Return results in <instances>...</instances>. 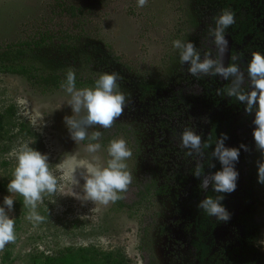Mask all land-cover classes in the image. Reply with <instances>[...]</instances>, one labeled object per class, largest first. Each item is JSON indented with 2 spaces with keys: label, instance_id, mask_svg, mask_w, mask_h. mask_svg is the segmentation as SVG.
Wrapping results in <instances>:
<instances>
[{
  "label": "rangeland",
  "instance_id": "1",
  "mask_svg": "<svg viewBox=\"0 0 264 264\" xmlns=\"http://www.w3.org/2000/svg\"><path fill=\"white\" fill-rule=\"evenodd\" d=\"M200 1L147 0L140 8L136 0H0L1 46L30 40L46 30L56 33L67 27L74 29L73 24L77 21L63 13V8L70 5L83 8V13L78 16L82 23L77 31L85 32L86 39L80 40L82 50L76 58L88 57L89 63L84 65L82 74L87 79H97L104 72L118 74V85L127 98V106L112 126L122 124L123 120L125 127L132 130L128 134L142 142L138 150L144 149V157L137 162L133 156V142L128 141V136L121 134L115 138L124 139L132 152L126 161L132 176L131 183L123 192L126 208L117 211L115 202L104 204L85 199L84 164L105 166L110 159L108 144L95 153H89L86 145L71 138L64 118L80 119L84 113L76 115L72 112L68 103L70 95L62 87L41 91L23 77L0 75V114L4 116L7 132L0 140V181L9 183L16 165V152L22 144H28L48 155V163L55 171L60 188L54 195L42 194L36 209L43 218L39 223L26 218L29 210L23 206V200L19 201V194H10L7 190L0 193V203L8 195L14 199L13 209L6 211L15 220L16 236L13 242L0 248V264H27L32 255L51 256L67 248H94L98 252L112 253L114 257L118 254L128 264H181L188 261L191 251L187 245L178 244L175 249L177 263L167 256L171 250L166 246L167 240L174 238L166 234L170 231L177 234L172 229L176 222L175 188L172 185L168 186L164 197L145 201L132 210L128 207L140 200L137 192L152 180L153 172L156 173L154 162L158 154L153 156L154 151H151L154 128L152 125L144 127L143 120L140 121L135 113L137 94L135 96L130 88L119 83L118 68L129 67L136 76L150 83L158 82L166 90L170 78L186 69L179 88L184 97L193 95L195 102L180 106L183 118L173 121L176 136L166 151L173 154V162L184 161L181 158L184 154L187 168L195 167L201 162L200 151H192L188 155L189 150L180 147V133L189 128L200 135L202 142L207 119L197 103L200 86L195 77L210 78L211 74L192 76L188 72V63H180L179 50L172 47V41L188 42L189 38H197L201 58L208 55L216 59L218 48L209 35L214 27V17L209 12V3ZM77 31L73 30L74 34H78ZM250 58L251 55L237 61L242 72ZM105 62L111 66L105 68L108 70L100 69ZM79 65L78 61L73 71ZM138 77L135 79L139 80ZM102 130L105 129L98 125L86 129L89 135ZM237 135L235 130L232 143L230 141L227 147L233 145ZM245 142L238 140L237 143ZM203 177L211 180L209 171ZM259 216L264 223V211ZM146 228L148 231L144 232ZM261 239L264 251V228ZM6 253H9L8 259H5Z\"/></svg>",
  "mask_w": 264,
  "mask_h": 264
},
{
  "label": "trees",
  "instance_id": "2",
  "mask_svg": "<svg viewBox=\"0 0 264 264\" xmlns=\"http://www.w3.org/2000/svg\"><path fill=\"white\" fill-rule=\"evenodd\" d=\"M205 1V0H204ZM218 8V14L222 10H228L234 14L235 23L229 27L227 33L233 35L236 45L243 46L242 50L234 47L232 56L236 57L237 61L245 58V54L249 55L253 52H264V0H208ZM83 8L80 6L70 5L63 8V13L69 14L71 18L76 20L73 24L74 29L66 28L59 30L56 33L46 30L40 32L37 36L30 40H24L9 45H0V75H14L25 78L34 88L41 91H54L61 87L65 80L66 73L73 68L79 61L81 64L75 71V85L77 87L92 86L95 82L92 78H86L83 81L80 76L84 70V65L89 63L88 57L76 58L77 54L81 53L82 48L79 46L80 40L86 39L85 32L77 31L80 28L82 21L78 17ZM89 10V9H88ZM78 18V19H76ZM76 28V29H75ZM77 31L78 34H74ZM250 43H246L247 40ZM245 43L247 45H245ZM254 43V45H253ZM197 50V43H193ZM80 47V48H79ZM91 48V47H89ZM86 50V49H85ZM198 51V50H197ZM96 53V52H94ZM232 62V61H231ZM102 67V66H101ZM105 69V68H104ZM216 76L211 75L210 80L206 83L209 92L211 87L215 84ZM225 85L221 90L224 96L226 88ZM146 93V92H145ZM144 93V94H145ZM216 91H211L210 94H205L203 100L210 106L209 111L214 114L211 120L210 138L204 142V150L206 151V158L204 160L205 168H208L209 174L220 170L221 165L219 161L213 156L215 144L217 139L226 135L227 139L224 141L225 146L232 143V134H238L231 147L239 149V159L235 163V169L239 173L237 178L236 189L232 193H215L212 188L206 197H216L222 195L223 205L230 213V219L227 222H218L215 217H209L200 210L197 205L199 202H192L190 211L187 213L186 204L179 206L182 210V217L177 220L175 227L178 228V233L189 235L191 231L195 232V239H193L194 248L201 252L199 264H264V251L260 244L261 237L259 236L262 224L261 218L258 215L257 202L254 205L255 198L258 200L264 191V185L257 182V168L256 162L259 155L250 150L254 146L252 131L255 127L252 123V116H243V121L234 122L235 127L232 126V120L222 125L224 119H221V113L224 116H229L236 107L243 110V105L236 101L233 97H229V106L231 104L236 107L223 109L219 104V99ZM157 111L158 108H155ZM128 111L130 112L131 109ZM137 109L135 113H137ZM117 124V123H116ZM123 124H117L111 127H116V132H111V127L105 129L100 136L99 143L105 146L120 132ZM248 125L249 127H246ZM4 125V116L0 114V140H2L6 132ZM118 128V129H117ZM124 128V127H123ZM125 129V128H124ZM111 132V133H110ZM238 140H246L245 145L247 151L240 148L242 143H237ZM88 144L89 141L85 139L82 141ZM207 145V147H205ZM181 182V181H180ZM166 186L164 187V189ZM154 185L148 186L140 195H150ZM7 190V183L0 181V193H5ZM158 193V192H157ZM121 199H118L120 208H126L127 205L122 202L124 194H120ZM144 196V197H147ZM205 197V198H206ZM204 198V199H205ZM23 200L20 196L19 201ZM140 200L135 205L128 206L130 210L135 209ZM259 206V205H258ZM257 210V211H256ZM179 214V213H178ZM182 228H180V226ZM253 233V234H252ZM233 237V240H232ZM219 246V250L212 253V246ZM257 247V248H255ZM9 258V253H6L5 259ZM27 264H128L121 255L113 256L112 253L98 252L94 248H67L60 251L58 254L51 256H37L32 255Z\"/></svg>",
  "mask_w": 264,
  "mask_h": 264
},
{
  "label": "clouds",
  "instance_id": "3",
  "mask_svg": "<svg viewBox=\"0 0 264 264\" xmlns=\"http://www.w3.org/2000/svg\"><path fill=\"white\" fill-rule=\"evenodd\" d=\"M137 7H144L147 0H136ZM214 27L210 29L213 43L224 53L228 50L226 32L235 23L234 14L228 10H222L213 20ZM172 47L179 50V61L181 64L187 62L188 72L192 76L200 74L220 76L229 80L230 85L226 88V94L233 97L243 105V110L253 117L254 128L252 137L256 150L260 153V159L256 162L257 182L264 185V52H253L242 72L236 57L231 56L227 66L222 60L212 59L208 55L201 58L200 53L190 41L180 39L172 41ZM245 72L247 83L245 84ZM75 73L69 70L61 87L70 95L71 110L74 114L84 115L80 119L65 117L71 138L76 141L87 139L89 143L86 150L95 153L101 148L98 142L101 136L99 131H94L89 136L86 129L98 125L101 128H110L123 113L127 106V98L118 85V74L115 72L101 73L91 87L77 89L75 85ZM226 135L217 139L213 156L219 161L221 168L211 175V187L215 193H232L237 186L239 173L235 169V163L239 159V149L226 147L224 141ZM180 147L188 149V155L192 151H199L201 148V137L189 128L180 133ZM207 147V145H205ZM247 151L245 145H240ZM107 154L110 159L105 166H97L93 163H86L83 176L84 198L95 202L107 204L121 199V193L125 192L132 181L126 161L132 156L131 150L127 147L124 139H113L107 146ZM16 165L12 171L11 179L7 184V191L10 194H19L23 197V206L27 208L29 221L39 223L42 217L36 211L42 194L54 195L60 188L55 171L50 168L47 154L22 144L16 152ZM62 171V170H61ZM200 176L199 168L194 173ZM202 188L209 187V180L202 181ZM222 195L208 196L201 200L197 207L209 217H215L218 222H227L230 213L223 205ZM14 199L12 195L5 196L0 203V248L13 242L16 239L14 225L15 220L8 215L13 209ZM8 210V211H6Z\"/></svg>",
  "mask_w": 264,
  "mask_h": 264
},
{
  "label": "flooded vegetation",
  "instance_id": "4",
  "mask_svg": "<svg viewBox=\"0 0 264 264\" xmlns=\"http://www.w3.org/2000/svg\"><path fill=\"white\" fill-rule=\"evenodd\" d=\"M204 3L206 2L209 3L208 0H201ZM201 1L199 3H201ZM209 7V12L213 15V17H216L218 15V8L215 7V5L213 3H209V5H207ZM210 33V32H209ZM206 35V34H205ZM210 35V34H209ZM225 35H230L232 38V50H231V56H232V52L234 47L237 48L238 50H242L243 46H237L235 43V40L233 39V35H231L230 33H227ZM189 41L192 43H197V50L200 53L199 50V40L197 38H189ZM250 39L246 41V43H250ZM245 43V45H247ZM254 45V43H253ZM201 55V53H200ZM251 54L247 55L245 54V57L250 56ZM216 59H219V49L217 50V54H215ZM231 62V60H230ZM109 63L105 62L104 64H102L100 66V69L102 70H108V69H104L108 66ZM80 66V65H79ZM77 66V67H79ZM173 71V70H172ZM118 72H120V78H119V83L124 85L127 89L130 88L131 92L135 93V96L137 94V98L135 100H138V103L136 104V109L137 111V115L141 120H143V126L146 127L147 125H152L154 128V134H155V138H154V144L153 147L151 148V151H154V153L152 154L153 156L157 155V159H156V163L155 164V172H153V176L151 173V181L148 182L146 185H144L143 187H141V191L140 192H144V189L148 186L154 185V189L152 190V193L150 195H140V192H137V196L140 198V202H151L152 199H157L160 197H164L166 195L167 192V188L168 186H171L175 188V197H174V205H175V217L176 220H180L182 217V212L183 209L180 210L179 206L182 208V206L184 204H186V212L188 213L190 211V206L191 203L194 202H199L201 200H203L206 197V193H208L210 191L211 187V180H209V187L207 189L202 188L200 185L202 183V181L204 180V174L205 172L208 171V168H205V163L204 160L206 158V151L204 150V142L206 140H208V138H210V127H211V120H213V116L216 112L211 113L209 111L210 106L207 105L205 103V100H203V97L205 96V94H210L211 91H216V94L218 96L217 99H219V104L223 109L226 108H234L236 107V105L231 104V106H229V97L224 96L222 94V89L224 88V86L227 84L230 85V81L229 80H223L222 77L220 76H216L215 78V84H213V86L211 87L210 85V89L209 92L207 90V87H209L208 85L205 87L206 83L210 80L209 77L206 78H201L200 77H195V81L199 84L200 86V95H196L199 98L197 99V103L199 104V106L201 107V109L204 112V115L206 116L207 119V126L204 132V136L201 142V148L199 149L200 151V156H201V162H199L197 165H195V167H191L190 169L187 168L186 162H187V157L185 156L184 158V154L181 156V158L184 160L180 163H175L173 162V154L170 152L168 153L166 151V148H168L169 150V144L173 141V138L176 136L175 134V126L173 121H177V120H181V118H183V115L181 114V110H180V106L181 105H190L191 103H194L195 100L192 99L193 95L189 96V97H184L183 96V92L181 91L180 87V80L183 79V75H185L186 69L183 72L180 73H175L174 76H172L168 82L169 84V88L168 90H166L165 88H163L161 86L160 83L156 82V83H150L147 82L146 79L142 78V77H138L135 74H133V70L129 67L126 68H122L119 67L118 68ZM171 72V71H170ZM80 76L83 78L82 80L85 81L82 72L80 74ZM136 77L140 78L135 79ZM87 80V79H86ZM96 80V79H94ZM89 86V85H86ZM77 87V86H76ZM84 87V86H82ZM91 87V86H89ZM77 88H81V87H77ZM125 89V88H124ZM126 90V89H125ZM127 91V90H126ZM127 91V92H130ZM146 92V93H145ZM145 93V94H144ZM196 103V104H197ZM155 108H158L159 110L157 111ZM221 115V119H224L225 121L222 122V125H225V123L229 122L230 120H232V126L235 127L234 122H242L243 121V116L248 115L245 111L242 112L241 109H239L238 107L235 108V110L233 109V111H231L229 116H224L222 113ZM249 116V115H248ZM124 117V116H122ZM127 117L124 118V120H126ZM251 118V116H250ZM253 118V117H252ZM116 123V122H115ZM123 124V120L120 122ZM141 123V122H140ZM122 126V125H121ZM143 126H141V128H143ZM117 127V126H116ZM116 127H111L112 129H116ZM125 129H124V128ZM118 129V128H117ZM104 130L99 131L100 133H102ZM132 130L127 129L125 127V125L123 124L122 128L120 129V132L114 137V139L116 137H118L121 134H126L128 136V141L133 142L132 143V148L134 149L133 151V156L135 158V160H137V162L139 160H141L144 155V149L140 148L138 150V145L142 142H140L139 140H136L134 138V136H130V134H128V132H130ZM113 132H116L115 130ZM111 133V132H110ZM91 135V134H90ZM89 135V136H90ZM113 140V139H112ZM82 142V141H81ZM83 143V142H82ZM230 143V142H229ZM84 144V143H83ZM109 144V143H107ZM107 144L105 146H107ZM87 145V144H84ZM102 146V147H105ZM143 147V145H142ZM142 149V150H141ZM251 152H256V154H258L260 156V153L256 150L255 147V143L253 148L250 150ZM260 159V157H259ZM190 160V157H189ZM258 160V159H257ZM199 168L200 170V176L197 177L196 175H194V173L197 171V169ZM207 179V178H206ZM181 181V182H180ZM166 186V188L164 189V187ZM158 192V193H157ZM147 196V197H144ZM123 200H124V196H123ZM123 202V201H122ZM257 202H259V206L257 205V209H258V215L262 214V211H264V191L262 192V194L260 195L259 199L257 200L255 198V202L254 205L256 206ZM138 204L139 206L142 205ZM114 207L117 211H122L124 208H120L119 203L117 202V200L114 203ZM137 206V207H139ZM257 211V210H256ZM179 213V214H178ZM261 217V216H260ZM185 218V217H184ZM176 223V222H175ZM174 223V225H175ZM260 224H262L261 228H260V232H259V236L262 237V231L264 228V223L261 221L259 222ZM173 225V230L177 231V234L173 235L170 231L168 232L166 235H170L172 238V240H167V248H171V250L168 252V258L170 260L175 261L176 263L178 262L177 258H176V253H175V249L178 248V244L180 246L185 247V245L188 246V250L191 251V257L188 259V261H185L184 263L181 264H199V258L201 256V252L197 251L194 246H193V239H195V232L191 231V233L189 235L186 234H182L178 233V228L175 227ZM183 225L180 226V228H182ZM148 229L146 228L144 230V232H147ZM253 234V233H252ZM233 240V237H232ZM262 240V239H261ZM260 244L262 245V241L260 242ZM257 248V247H255ZM219 250V246H212V253L216 252ZM182 258V257H181ZM180 258V259H181ZM179 259V261H180Z\"/></svg>",
  "mask_w": 264,
  "mask_h": 264
},
{
  "label": "water",
  "instance_id": "5",
  "mask_svg": "<svg viewBox=\"0 0 264 264\" xmlns=\"http://www.w3.org/2000/svg\"><path fill=\"white\" fill-rule=\"evenodd\" d=\"M226 39L228 40V50L224 53H221L219 50V60H222L225 66H227L228 63H230L231 50H232V45H233L232 38L230 35H226Z\"/></svg>",
  "mask_w": 264,
  "mask_h": 264
}]
</instances>
